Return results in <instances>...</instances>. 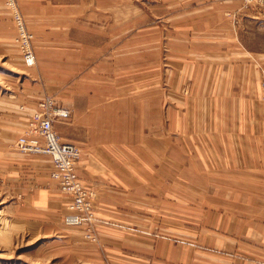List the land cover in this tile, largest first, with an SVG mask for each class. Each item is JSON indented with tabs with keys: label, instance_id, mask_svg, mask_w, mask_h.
I'll return each mask as SVG.
<instances>
[{
	"label": "rangeland",
	"instance_id": "1",
	"mask_svg": "<svg viewBox=\"0 0 264 264\" xmlns=\"http://www.w3.org/2000/svg\"><path fill=\"white\" fill-rule=\"evenodd\" d=\"M92 1L100 8L105 6L101 11L104 17L97 24L98 38L94 33L93 37H83L95 42L71 43L54 30L48 36L51 44L45 46L34 40L33 31L27 28L22 2L0 0V264H105L106 246L98 229L102 219L95 215L96 198L95 224L87 219L68 225L65 214L71 200L50 179L45 154L22 151L18 141L28 132L34 113L49 104L52 112H67L66 117L54 118L55 131L63 141L77 144L81 152L83 145L104 137L113 146L118 144L115 150L125 161H132L136 149L139 155L135 154V159L145 154L152 157L146 153L149 139L152 145L151 129L161 127L167 110L169 117H175L179 109H192L198 102L193 101L194 94L202 86L191 83L195 76H205L203 69L188 71L183 69V61L174 60L173 55L188 59V55L179 54L187 51L185 38H171L173 31L175 38L178 33L186 34V27L180 28L187 25L186 14L188 23L194 19L196 29L208 23V6L232 19L238 28L244 64L259 73L255 88L264 100V0ZM24 32L34 54L33 66L24 60ZM83 34L78 30L70 40H82ZM173 49L177 50L174 54ZM96 53L99 60L92 58ZM162 62L166 72L163 89L158 88V64ZM94 67L99 75L91 70ZM180 79L185 81L181 86ZM175 98L181 102L177 104ZM81 119H86L85 124ZM170 134L169 154L179 158L183 150L178 149L171 125ZM190 167L195 171V166L172 168L181 179ZM51 183L56 185L62 203L69 201L66 211L62 204L59 213L46 205L39 207ZM171 193L163 199L164 207L179 209L188 204L183 193L176 189Z\"/></svg>",
	"mask_w": 264,
	"mask_h": 264
},
{
	"label": "crops",
	"instance_id": "2",
	"mask_svg": "<svg viewBox=\"0 0 264 264\" xmlns=\"http://www.w3.org/2000/svg\"><path fill=\"white\" fill-rule=\"evenodd\" d=\"M20 1L27 28L45 46L51 44L48 36L54 30L79 45L95 42L84 36L94 33L98 38L97 24L105 6L100 8L95 1ZM208 8V23L203 22L201 29L195 28L194 19L188 23L186 14L187 25L180 27H186V34L171 35L174 41L185 38L188 45L186 52L179 51L188 59L173 55L174 60L183 61L188 71L203 69L205 76H195L191 83L202 86L194 94L193 101L198 102L192 109H179L175 117H169L167 110L161 127L151 129L152 145L149 139L145 152L152 157L135 159L136 149L132 161H125L115 150L118 144L113 146L104 137L82 146L78 174L96 194L105 264H264V100L255 88L259 73L246 69L237 25ZM78 30L84 32L83 39L71 41ZM98 56L92 58L99 60ZM158 68V88L163 89V62ZM91 70L100 74L98 68ZM184 82L180 79L179 85ZM174 101L179 104L180 99ZM170 125L178 149L183 150L179 158L169 154ZM44 156L51 174V158ZM172 165L195 166V171L186 168L179 179ZM50 185L39 207L59 213L62 204L66 211L69 201L62 203L56 185ZM174 189L183 193L187 205L163 206Z\"/></svg>",
	"mask_w": 264,
	"mask_h": 264
},
{
	"label": "bare ground",
	"instance_id": "3",
	"mask_svg": "<svg viewBox=\"0 0 264 264\" xmlns=\"http://www.w3.org/2000/svg\"><path fill=\"white\" fill-rule=\"evenodd\" d=\"M24 60L26 61V63L29 66H33L35 64V60H34L33 64H29L26 59H24ZM53 112H59V114H53V117H52L51 122H52L53 131H54V132L52 131L53 134L50 131H48L46 133L47 138H49L50 149L53 150L55 153H57V155H59V156H65L66 153L60 145V144H63V145H69V146L72 145V146L76 147L78 152H79V156L75 160V163L73 165L75 177H74V180L71 183V185L68 186L65 183H63V180L60 177L61 171L56 167V155H55V153L54 154L49 153L45 150L46 145L48 143L46 140L44 141V147H40V146L32 147V151L28 152V153H36V154L42 153V154H45L47 156H50L51 166H52V168H51L52 172L50 174V176H51L50 179L54 183L56 182L58 184L59 188L61 189V191H63L66 194V197L68 196L67 199L71 200L70 211L65 214L66 223L68 225L72 226L74 224H76V225L79 224L81 221H85V220L89 219L93 224H95L92 221V219L90 218L89 212L91 210L92 215H94L93 206H94L95 200L93 198L94 197L96 198V194L92 188H88V187L86 188L84 186V184H82V181H81L80 177L78 176L79 175L78 174V169H79L78 166H79L80 162L82 161L83 152H81V149L77 144L63 142L61 137H59L58 133L55 131V128H54L55 126H54V122H53L54 118L56 116H58V117L66 116L67 112H64L61 109L58 111H53ZM35 114H38V112L34 113V115ZM23 135H24V133L22 134L21 137H23ZM21 137H20V139H21ZM20 139H19V141H20Z\"/></svg>",
	"mask_w": 264,
	"mask_h": 264
},
{
	"label": "built area",
	"instance_id": "4",
	"mask_svg": "<svg viewBox=\"0 0 264 264\" xmlns=\"http://www.w3.org/2000/svg\"><path fill=\"white\" fill-rule=\"evenodd\" d=\"M13 4V0H11ZM17 21L19 25H21V28L24 31V28L22 27V21L20 18V15L17 17ZM24 39H23V56L24 59L27 60L29 64L34 63V54L30 47V44L28 43V37L26 36L25 32L23 33ZM43 111L38 112V114H35L32 119L31 123L28 129V132L21 137L19 141V145L21 147L22 151L31 152L32 147H44V141L46 140L48 143L46 145L45 150L49 153H55L53 150L50 149L49 146V138H47L46 133L50 131L52 133L53 127H52V117L53 114H59V112H52L51 106L49 104L42 105ZM67 116V115H66ZM64 116V117H66ZM54 132V131H53ZM53 134V133H52ZM62 149L65 151V156H59L57 153L56 155V167L61 171L60 177L63 180V183L70 186L71 183L74 180V168L73 165L75 163V160L79 156V152L76 147L72 145H63L60 144ZM90 218L92 219L94 215H92L91 210L89 212Z\"/></svg>",
	"mask_w": 264,
	"mask_h": 264
}]
</instances>
